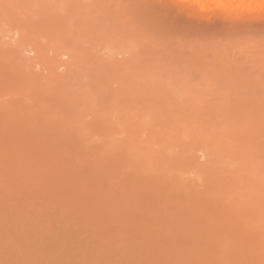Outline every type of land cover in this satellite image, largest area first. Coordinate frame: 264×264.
<instances>
[{
  "label": "rangeland",
  "instance_id": "374dc122",
  "mask_svg": "<svg viewBox=\"0 0 264 264\" xmlns=\"http://www.w3.org/2000/svg\"><path fill=\"white\" fill-rule=\"evenodd\" d=\"M176 1L0 0V264L264 262V8Z\"/></svg>",
  "mask_w": 264,
  "mask_h": 264
},
{
  "label": "bare ground",
  "instance_id": "6f19581e",
  "mask_svg": "<svg viewBox=\"0 0 264 264\" xmlns=\"http://www.w3.org/2000/svg\"><path fill=\"white\" fill-rule=\"evenodd\" d=\"M177 1L176 3L178 4L180 3V6L186 9L197 7L199 10H204L206 8L209 9L208 7L210 6L214 8L216 7L219 10V12L223 15H227V14L230 15V13L233 14L235 12L236 13L239 11L241 12L242 10H243L242 12L244 13L245 8L253 9V10L254 8H259V9L264 8V0H177Z\"/></svg>",
  "mask_w": 264,
  "mask_h": 264
},
{
  "label": "snow or ice",
  "instance_id": "6c2138e0",
  "mask_svg": "<svg viewBox=\"0 0 264 264\" xmlns=\"http://www.w3.org/2000/svg\"><path fill=\"white\" fill-rule=\"evenodd\" d=\"M146 5H140V7H145ZM262 264H264V262H262Z\"/></svg>",
  "mask_w": 264,
  "mask_h": 264
}]
</instances>
